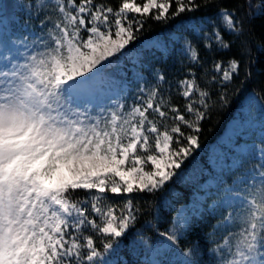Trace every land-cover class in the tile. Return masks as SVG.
Masks as SVG:
<instances>
[{
  "label": "snow or ice",
  "instance_id": "6c2138e0",
  "mask_svg": "<svg viewBox=\"0 0 264 264\" xmlns=\"http://www.w3.org/2000/svg\"><path fill=\"white\" fill-rule=\"evenodd\" d=\"M247 2L249 18L253 7L264 8ZM225 3L205 0V10L217 8L215 16L182 22L191 34L173 36L189 65L182 78L153 70L150 83L140 76L143 86L131 105L117 102L95 114L93 101L116 84L106 70L143 27L142 18L129 14L147 17L155 9L152 18L167 22L171 0H121L118 8L107 0H32L28 19L39 20L42 33L36 37L16 36L0 17V264H120L107 256L130 231L151 250L145 264H202L194 240L180 257V240L192 228L186 207L163 229L159 214L137 228L144 209L132 194L162 190L199 147L201 122L216 104L213 91L221 106L229 102L241 60L223 54L245 27ZM176 4L172 18L200 8L195 0ZM18 44L28 49L22 63L12 55ZM242 44L244 57L251 50ZM174 97L182 98L183 110ZM239 182L243 192L225 189L238 204L222 199L220 206L228 202L231 210L205 234L215 244L210 264H264V163ZM143 229L162 239L153 245ZM222 229L227 235L218 237Z\"/></svg>",
  "mask_w": 264,
  "mask_h": 264
},
{
  "label": "trees",
  "instance_id": "16d2710c",
  "mask_svg": "<svg viewBox=\"0 0 264 264\" xmlns=\"http://www.w3.org/2000/svg\"><path fill=\"white\" fill-rule=\"evenodd\" d=\"M32 4V0H24ZM114 8H118L121 0H107ZM138 4H143L146 0H134ZM264 2V0H251L253 6ZM200 8L192 13L185 12L181 13L179 16L172 18V13L176 11L177 4L176 0H171V7L169 10V19L167 22L161 20L156 21L152 18L156 10H152V14L147 17H140L139 14H129V16L135 15L137 18H142L144 20L143 27L140 32L137 33V39L131 42L124 49V56L120 57V64H129L127 62V55L129 52H134L138 54L136 66L137 72L141 74L146 82H151V73L153 70L162 71L169 79L175 80L182 78L189 65L186 61L182 62V57L179 55V50L176 47H171L170 51L153 50L143 47V43L146 40L156 38L159 36H167L176 33L180 35H190V30L184 27V23L193 18L201 17H212L215 16L217 8L215 5L208 7L205 10L204 4L205 0H195ZM242 5V7H239ZM225 6L228 8H236L237 16L243 18L244 20V35L240 37L232 45V50L230 52L224 53L225 59L231 56H235L241 60L240 73L234 79V83L229 90V102L226 105L221 106L217 100L216 93L213 91L212 99L216 100L215 106L211 109L209 118L201 122V131L199 133V147L196 148L193 153L184 161L180 169L176 170V173H182L180 176L176 174L165 184L164 188L155 194H132L136 197L141 207L144 209V216L141 218L140 223L137 224V228H140V224L146 219H151L153 215L159 214L162 217V223L160 228L163 229L167 227L168 223L171 221L172 217L175 215V210L181 206H186L190 203V199L200 191V186L198 185L200 181H204L206 175L200 173L196 177L184 178L183 175L191 172L195 165H202L203 167H210L208 164L210 148L213 144L217 142L219 137L223 134L227 124L235 117L237 111L245 103L248 96H254L264 109V8H261L258 12L255 7L252 11L256 12L254 18H249L248 16V2L247 0H226ZM30 11V10H29ZM20 10L17 12L16 22H11V32L16 36L23 37L25 35L29 36L27 32L28 29L32 30L34 33L39 32V28L36 25L39 20H29L28 12ZM35 16V13H33ZM28 22V27H24L25 22ZM184 22V23H182ZM226 39L230 37L225 35ZM246 42L247 46L250 47V54L241 57L239 54V49L244 47L242 44ZM205 53L203 47L201 46V57L205 58ZM219 54H217V58ZM115 60L116 58H112ZM133 64V63H132ZM127 68V66H125ZM116 69L115 66L109 67L108 72ZM250 70L251 76L246 78L245 72ZM106 70V71H107ZM130 69L123 70V75L128 76L130 74ZM138 87H136L137 89ZM174 102L177 103L181 110H183L182 98L174 97ZM184 131L190 132V129H184ZM186 144V141H183ZM175 147V145H173ZM147 167H149L147 165ZM236 174L229 173L226 175L224 184H232ZM115 201H120L121 197H113ZM192 228L187 233V238H181L180 248L185 249L188 240L197 241L201 247V256L199 259L202 264H209V253L213 245L211 242L205 241V234L209 231V225H215L219 222L220 217L218 213H211L207 210L200 212L198 216L192 215ZM142 235L144 238H148L150 243L153 245L160 240V237L154 231L143 229ZM226 235V230H221L217 236ZM138 236H134L133 232L130 231L126 236L122 237V242L120 248L115 253H109L107 258L120 262V264H144L148 258H143L142 252H136L131 249L130 244ZM99 241L101 237H96ZM99 250L102 249V244L98 245ZM164 259V258H161ZM211 261V260H210Z\"/></svg>",
  "mask_w": 264,
  "mask_h": 264
},
{
  "label": "rangeland",
  "instance_id": "374dc122",
  "mask_svg": "<svg viewBox=\"0 0 264 264\" xmlns=\"http://www.w3.org/2000/svg\"><path fill=\"white\" fill-rule=\"evenodd\" d=\"M37 2H39V0H37ZM31 5L30 2L24 0H0V17L3 18L5 27L10 30L9 22L16 19V13L20 10H31ZM38 27H40V23ZM41 35L42 33L39 36ZM174 35L178 36L176 33H172L169 37L159 36L153 38L146 41L143 47L162 51H165V48H167V51H170L172 49L171 47H176V49L179 50L180 44L173 42ZM30 48L31 42H29V49ZM27 51L28 49L18 44L16 48L13 49L12 55L16 57L18 62L22 63V54ZM137 56L138 54L129 52L127 62L137 63ZM124 65L127 66L128 69H131V73L129 76L123 75L119 77L120 74H123V70H125ZM2 66L3 61L0 60V67ZM107 73L114 77L116 84L106 96H101L93 101V105H95L94 114L104 112L108 107L117 102H124L126 106L131 105L136 95H138L136 87H138V85L143 86L140 80V76L142 75L137 72L136 66L134 65H121L118 62L116 69L111 72L107 70ZM108 97H111V99ZM262 109L261 104L254 96H248L245 103L239 111H237L235 117L227 125L225 133L211 146L208 160L210 167L195 165L191 172L183 175L184 178L188 176L196 177L200 173L206 175L204 181H200L199 179L198 185L201 190L194 195L188 206H184L190 217L192 215L198 216L200 212L207 210L211 213H218L220 217L219 221H221L231 210L228 202H232V206L238 204L236 193H226L225 189L232 187L236 189L237 192H243L244 185L239 181L249 177L254 169L258 170L259 165L264 163V112L261 111ZM148 166L150 169L151 165L149 164ZM233 172L236 176L232 184L225 185L224 181L226 175ZM177 174L180 176L182 173L180 172V174ZM225 197H227L228 202L220 206L219 202ZM214 203L217 204V207L212 209L210 206ZM195 213H198V215ZM229 228L234 232L238 231L233 225H229ZM161 239L160 237V240ZM134 241L133 250L142 252L143 255L148 257V260H151V250H146L144 248L143 244L140 242V237H136ZM214 247L215 245L211 248ZM183 250L184 249L180 248L181 258H185L183 257ZM214 255L215 254L210 250L209 259L212 260ZM210 260H208L209 264L211 262Z\"/></svg>",
  "mask_w": 264,
  "mask_h": 264
}]
</instances>
